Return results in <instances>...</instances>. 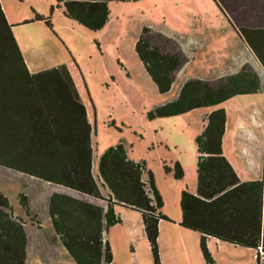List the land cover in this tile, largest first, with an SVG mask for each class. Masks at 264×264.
<instances>
[{
  "label": "crops",
  "instance_id": "obj_1",
  "mask_svg": "<svg viewBox=\"0 0 264 264\" xmlns=\"http://www.w3.org/2000/svg\"><path fill=\"white\" fill-rule=\"evenodd\" d=\"M171 3L172 7H177L174 25L164 26L165 29L158 25L151 26V28H156L163 35L174 38L186 55L187 61L175 72L170 88L161 93L163 98L152 104V107L174 100L182 84L190 77L211 81L226 74L237 73L242 65L246 64L247 73L253 76V82L249 79V87L253 83L254 90L233 94L216 105L192 108L187 111H195V117L200 120L196 135L202 129L208 113L217 108L224 111L225 122H223V132L220 138L223 157L240 182L261 181V192L263 193L264 63L255 59L213 0H171ZM0 7L22 58V61L12 58L0 59V194L7 201L11 218L19 220L22 231L26 235V244L22 249L24 264H29L30 256L35 254H38L47 264H67L61 261L67 256L49 223L48 200L58 193L78 196L76 191L62 184L67 182L66 175L70 174L73 161L82 162L84 147L85 158H87L90 147L92 148L90 172L97 181L96 167L101 151L99 154H94L91 144L89 100L73 67L64 64L72 83L64 71H50L49 69L61 63L48 65L41 60L37 52L39 46L36 44L28 42L22 46L11 28L13 23H17L16 20H9L1 2ZM245 16L251 18L253 12ZM141 26L133 38L129 39L132 47ZM247 32L252 41V28ZM258 43L263 52L264 45L262 46L260 41ZM132 64L134 71L147 84V79L150 78L137 57L136 61L132 59ZM85 122L89 128L86 134V145L84 142ZM45 136H49L48 139ZM123 147L126 154L127 150L125 146ZM196 154L193 162L195 170ZM126 158L130 159L127 154ZM195 170L194 183L180 187L179 195L181 189L195 193ZM141 178L145 177L143 178L141 174ZM257 188V185L253 184L244 186L240 194L242 200L249 201L251 196L256 198ZM99 191L103 195L106 193L100 187ZM19 195L26 200L28 212L19 204ZM89 200L102 205L92 200L91 197ZM116 205L139 212L122 204ZM160 207L158 210L167 218L157 221L156 239L160 237L165 239L166 245L181 251L186 256V262L190 264L188 255L194 256L196 247L199 249L200 233L179 225L181 218L179 206L177 213L160 210ZM252 227L254 230V225ZM240 228V237L246 241H252L247 238L251 236L249 219L243 220ZM37 230L45 232L43 243L37 237ZM140 231V235L144 236L141 218ZM102 233L101 239L107 241ZM220 242L232 244L214 236H205L208 250L211 244L217 246ZM18 245L20 246V243ZM245 248H251L255 257L257 251L254 247ZM113 262L115 263L114 260Z\"/></svg>",
  "mask_w": 264,
  "mask_h": 264
},
{
  "label": "trees",
  "instance_id": "obj_2",
  "mask_svg": "<svg viewBox=\"0 0 264 264\" xmlns=\"http://www.w3.org/2000/svg\"><path fill=\"white\" fill-rule=\"evenodd\" d=\"M61 1L66 17L88 29H99L107 21L108 0ZM213 1L255 59L264 63V50L262 52L260 43L257 44L260 41L264 45V0ZM250 12H253V17H246ZM34 19H43L50 27L47 17L36 14ZM251 28L252 41L247 32ZM11 34L0 7V59L22 61ZM133 48L159 93L170 88L175 72L187 61L174 38L146 25L141 26ZM65 68L64 63H61L49 70L64 71L71 82ZM247 68L246 64L242 65L237 73L226 74L211 81L190 77L182 84L174 100L149 109L146 117L151 119L156 116L178 115L192 108L216 105L239 92L252 91L255 88L253 83L249 87V79L253 82V76L247 73ZM79 107L82 111L81 105ZM223 122L224 111L221 108L212 110L206 115L202 129L194 137L197 151L195 193L181 189L178 202L181 218L178 223L200 233L198 245L205 264L214 262L206 247L205 236H214L238 246L254 247L257 251L255 264H259L260 258L264 260V188L262 193L261 181L240 182L224 159L220 145ZM84 124L86 145L89 128L86 122ZM48 137L45 136L46 139ZM84 150L82 162L73 161L70 174L66 175L67 182L62 184L76 191L78 196L58 193L48 200L49 223L66 256L75 264H115L107 241L101 239V233L120 221L113 205L122 204L140 212L152 261L160 264L156 244L157 221L167 217L158 210L162 201L154 187L151 173L144 170L142 160L126 158L125 149L118 142L107 146L99 154L95 181L90 172L92 148L90 147L87 158ZM163 167L164 171L171 170L175 179L182 175V169L175 161L172 165L164 164ZM143 173L146 174L144 179L141 178ZM248 184L257 185L258 188L256 198L251 196L249 201H245L240 194ZM99 187L106 192L105 195L101 194ZM22 197H18L19 204L28 212L27 202ZM89 197L94 201L101 200L103 204L92 202ZM10 213L5 197L0 194V264H24L22 249L26 244V235L19 220L11 218ZM246 219H249L251 234L247 238L252 241L240 237V223Z\"/></svg>",
  "mask_w": 264,
  "mask_h": 264
},
{
  "label": "rangeland",
  "instance_id": "obj_3",
  "mask_svg": "<svg viewBox=\"0 0 264 264\" xmlns=\"http://www.w3.org/2000/svg\"><path fill=\"white\" fill-rule=\"evenodd\" d=\"M0 2L9 20H16L11 28L22 46L28 42L39 46L38 55L48 65L64 63L73 67L89 100L94 154L120 142L130 159L142 160L145 170L150 171L162 200L160 210L179 212L180 187L195 181L194 137L200 120L193 110L166 117H146L152 104L163 96L150 79L146 84L134 71L132 59L136 61V57L129 41L140 25L150 28L158 25L163 29L173 26L177 7H172L171 0H108L107 21L99 29H88L66 17L61 0ZM36 14L47 17L50 27L43 19H34ZM174 161L183 169L177 179L171 170H163L164 164L172 165ZM113 209L120 221L105 228L102 234L115 263L154 264L148 242L140 235L139 212L116 204ZM44 234L43 230H37L42 243ZM165 242L161 237L156 239L160 264H188L181 251ZM253 253L251 248L224 242L211 244L209 250L213 264H255ZM188 256L190 264H205L198 247L194 256ZM61 261L74 264L69 257ZM259 262L264 264L261 258ZM29 264L47 263L35 254L30 256Z\"/></svg>",
  "mask_w": 264,
  "mask_h": 264
},
{
  "label": "built area",
  "instance_id": "obj_4",
  "mask_svg": "<svg viewBox=\"0 0 264 264\" xmlns=\"http://www.w3.org/2000/svg\"><path fill=\"white\" fill-rule=\"evenodd\" d=\"M147 190V188H145Z\"/></svg>",
  "mask_w": 264,
  "mask_h": 264
}]
</instances>
